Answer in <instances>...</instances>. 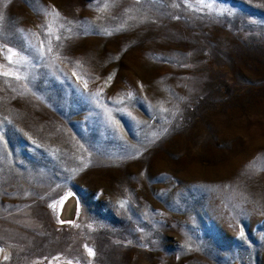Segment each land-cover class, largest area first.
Masks as SVG:
<instances>
[{"label":"rangeland","instance_id":"rangeland-1","mask_svg":"<svg viewBox=\"0 0 264 264\" xmlns=\"http://www.w3.org/2000/svg\"><path fill=\"white\" fill-rule=\"evenodd\" d=\"M0 14V264H264V0Z\"/></svg>","mask_w":264,"mask_h":264},{"label":"snow or ice","instance_id":"snow-or-ice-1","mask_svg":"<svg viewBox=\"0 0 264 264\" xmlns=\"http://www.w3.org/2000/svg\"><path fill=\"white\" fill-rule=\"evenodd\" d=\"M2 19H3V16H2V14H0V20H2ZM50 50H51V49H49V51H50ZM8 51H9L10 53L12 52L11 49H8ZM7 59H8L9 61H12V55L7 56ZM0 74H2L4 77L15 76L16 79H19V78H20L18 74L14 73V72H11V71H3V72L0 73ZM130 95H131V93H129V96H130ZM52 207L55 208V205H52ZM60 222L63 223V221H60ZM243 235H244L243 232H241V236H243ZM88 253H89L90 256H92V255L95 254L91 248L88 249ZM5 259H8V257H5ZM68 264H71V261H69Z\"/></svg>","mask_w":264,"mask_h":264},{"label":"bare ground","instance_id":"bare-ground-1","mask_svg":"<svg viewBox=\"0 0 264 264\" xmlns=\"http://www.w3.org/2000/svg\"><path fill=\"white\" fill-rule=\"evenodd\" d=\"M74 204H75L74 200H70V199L68 200V202L66 204V206H67L66 213H67V215H71V218H73L74 217V213H76V208L74 209V206H75ZM66 206H65V208H66Z\"/></svg>","mask_w":264,"mask_h":264},{"label":"water","instance_id":"water-1","mask_svg":"<svg viewBox=\"0 0 264 264\" xmlns=\"http://www.w3.org/2000/svg\"><path fill=\"white\" fill-rule=\"evenodd\" d=\"M74 208H75V206H74Z\"/></svg>","mask_w":264,"mask_h":264}]
</instances>
